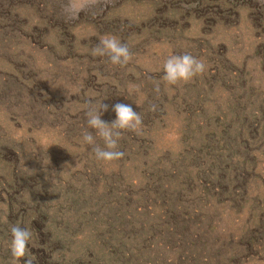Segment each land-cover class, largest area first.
<instances>
[{
  "label": "rangeland",
  "instance_id": "1",
  "mask_svg": "<svg viewBox=\"0 0 264 264\" xmlns=\"http://www.w3.org/2000/svg\"><path fill=\"white\" fill-rule=\"evenodd\" d=\"M61 3L0 0V264H24L11 256L10 227L40 231L42 210L78 236L74 257L110 259L112 203L128 200L133 209L143 197L156 201L154 215H143L152 237L136 242L128 264H264V0H112L74 22L63 18ZM105 35L129 47L127 65L92 55ZM186 52L206 71L169 85L165 59ZM101 102L109 124L118 103L143 119L122 132L125 155L111 164L82 141L87 105ZM242 127L263 128L244 131L252 136L246 162L234 135ZM219 142L231 158L217 157ZM219 168L228 179L249 174L246 186L216 189L185 176ZM176 202L189 222L180 219L168 233L164 213ZM47 246L53 257L60 250L53 237ZM28 247L35 249L33 240Z\"/></svg>",
  "mask_w": 264,
  "mask_h": 264
},
{
  "label": "clouds",
  "instance_id": "2",
  "mask_svg": "<svg viewBox=\"0 0 264 264\" xmlns=\"http://www.w3.org/2000/svg\"><path fill=\"white\" fill-rule=\"evenodd\" d=\"M112 0H62L60 5L61 15L66 21L79 20L82 13L96 15L99 11L108 7ZM194 7V5H183ZM92 55L107 57L114 66H125L133 59V53L129 47L122 43L115 35H105L92 49ZM163 80L169 85L190 82L198 75L206 71L203 60L190 53L183 55H170L163 64ZM154 91L159 94L160 85L154 83ZM155 111L156 106L152 105ZM108 111V106L102 102L89 103L85 111L86 128L82 132V141L91 146L94 158L101 163L111 164L123 159L125 153L119 150V141L123 131H134L142 125L143 119L140 113L133 110L131 105L118 103L113 106L116 119L111 124L101 119L103 112ZM95 130V135L90 131ZM97 138L102 141V146L97 143ZM11 241L9 250L16 260H24V264H33V257L28 247L32 240V231L19 225L10 227Z\"/></svg>",
  "mask_w": 264,
  "mask_h": 264
},
{
  "label": "trees",
  "instance_id": "3",
  "mask_svg": "<svg viewBox=\"0 0 264 264\" xmlns=\"http://www.w3.org/2000/svg\"><path fill=\"white\" fill-rule=\"evenodd\" d=\"M261 115L260 113H258ZM247 119L251 122H255L256 117L249 113L247 114ZM251 133L252 136L255 134H259L260 131L262 133L263 128H257L254 129H246V128H237L235 132V138L238 141L239 145L242 148V151L245 150V153H240L238 155V158L242 160V162H246L247 157L249 156V149L247 143L250 142L252 139L251 134H248L247 137H244V134L246 132ZM255 139V138H254ZM220 143V142H219ZM220 153L217 156L218 158L222 155L224 157L222 159H228L231 158L233 155H227V150L224 149L223 145L220 143L219 145ZM243 170V169H242ZM253 167L250 169V174L252 173ZM188 175L186 178L197 180L202 184H206V186L220 189L221 184L225 183L227 185L233 184L232 186L234 188L243 189L246 186L247 178L249 177V174H247L244 171H239L236 175H232L229 179L224 177L225 173L221 168L216 170V172L212 175H207L206 173L202 172H192L190 171L187 173ZM216 175V176H215ZM229 189V186H227ZM145 203L142 205L138 204L133 209H130L128 200H123L122 203L115 202L112 203L114 206L112 209L113 216L107 221L106 223V241L105 246L110 250V259L103 260V254L102 252H95L94 255L91 254L90 258H87L84 256V252H82V257H74L73 252H71L70 247L73 246V240L78 238L77 235L73 234L72 231L69 230V225L65 223L64 225H61L62 223H56V219L51 218L49 220L46 210H42V226L41 230L39 231V228L35 225L27 226V229L32 231V240L35 245V249L31 250L32 257H33V264H128L129 257L133 256V248H137L139 246L136 244V242H140L141 239H144L145 242H149L150 238L152 237V233H149V230L146 229V225L143 222V215L144 212L151 211L154 215V204H156V201L152 202L147 197H143L142 199ZM180 202V201H179ZM179 204V203H178ZM162 205V204H161ZM165 206V203H164ZM173 208L176 210L174 212H165V225L167 227L168 233L172 232L174 227H177V222L181 219L183 223L189 222V218L186 216H182L180 211H184L182 209V205H176L173 206ZM168 210H172V207H170ZM117 211V212H115ZM150 213V212H148ZM106 217L109 218V213L106 212ZM163 218V217H162ZM157 220V219H156ZM19 225V223H18ZM24 228L25 225L21 224ZM19 225V226H21ZM21 226V227H22ZM54 226L53 231H50V227ZM170 226V227H169ZM98 228H101L99 226ZM99 230H95L94 232V240L95 243H98L97 238L99 235ZM36 235V237H35ZM54 238V243L60 247V250L56 255H52L50 252L51 249L47 246V238ZM143 245V243H142ZM83 249H85L87 252L88 249L86 247L82 246ZM145 248V247H143ZM65 252V255H62V253ZM69 255L71 258H68ZM85 257V258H84ZM79 258H82L81 260ZM125 258V260H123ZM119 261L118 263H116Z\"/></svg>",
  "mask_w": 264,
  "mask_h": 264
}]
</instances>
